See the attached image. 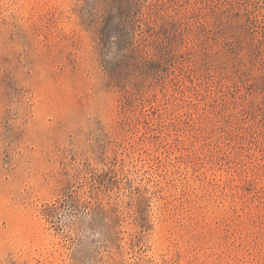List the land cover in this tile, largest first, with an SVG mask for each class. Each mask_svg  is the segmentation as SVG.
Masks as SVG:
<instances>
[{"label":"rangeland","instance_id":"374dc122","mask_svg":"<svg viewBox=\"0 0 264 264\" xmlns=\"http://www.w3.org/2000/svg\"><path fill=\"white\" fill-rule=\"evenodd\" d=\"M0 264H264V0H0Z\"/></svg>","mask_w":264,"mask_h":264}]
</instances>
